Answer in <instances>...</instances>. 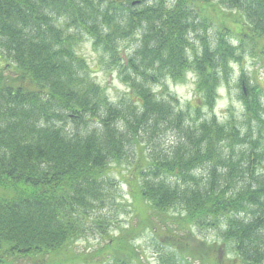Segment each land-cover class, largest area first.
I'll return each instance as SVG.
<instances>
[{
  "label": "trees",
  "instance_id": "16d2710c",
  "mask_svg": "<svg viewBox=\"0 0 264 264\" xmlns=\"http://www.w3.org/2000/svg\"><path fill=\"white\" fill-rule=\"evenodd\" d=\"M83 35L125 97L91 78ZM134 38L124 54L119 41ZM247 53L264 62V0H0V264H146L134 240L147 228L162 264H264L263 85L242 89L243 128L214 114ZM188 72L192 102L153 91ZM155 128L175 131L167 150L141 142ZM115 168L137 220L111 235ZM94 233L100 248L71 252ZM227 245L235 258L222 263Z\"/></svg>",
  "mask_w": 264,
  "mask_h": 264
},
{
  "label": "rangeland",
  "instance_id": "374dc122",
  "mask_svg": "<svg viewBox=\"0 0 264 264\" xmlns=\"http://www.w3.org/2000/svg\"><path fill=\"white\" fill-rule=\"evenodd\" d=\"M210 34H214L212 29L209 30ZM84 36V35H83ZM137 37V35H136ZM135 39L119 41V48L122 49L123 53H131L135 47ZM193 41L196 47L199 46V42L195 36H193ZM77 53L81 55L85 60L88 66L91 69V78L100 85L106 91V94L112 101H117L121 97H125L128 91L127 86L120 80L117 75L116 70L111 69L106 65L107 58L102 57V53L98 52L92 46L91 39L84 36L83 40L79 43L77 48ZM106 61V62H105ZM232 74L228 83L220 85L216 95V102L214 108V114L219 121L223 122L228 119L235 120L238 126L243 128L241 123L243 122L242 116L244 113L243 102L240 98L242 89L246 90L247 87L253 86L254 84L261 83L264 90V62L259 60L257 57H253L248 53L244 55L242 63H231ZM240 70H242L245 82L240 84L239 76ZM166 89L173 94L182 105L192 102L195 98V76L193 73L188 72L186 74L185 80L182 82H174L170 79L162 80L159 83L153 84L152 89L156 92H163L162 89ZM261 101L264 105V91L262 93ZM256 129V125L253 126ZM175 132V131H174ZM170 129H157L155 128L148 135H144L141 139L143 144L150 143L153 148L156 150H167L171 146L172 141L175 138V134ZM263 136L264 144V130L261 132ZM256 135V133H255ZM254 135V136H255ZM255 138V137H254ZM253 138V139H254ZM248 149L247 143H238L239 149ZM261 153H264V148L259 146L257 148ZM264 161V160H263ZM264 165V162H263ZM118 168H115L111 172V176L118 181L116 187H114L115 192H117V205H112L109 208V211L106 214H110L113 217L112 225L108 227L111 235H116L119 232V229L126 228L130 223H135L137 218L135 217L136 203L132 200L131 195L128 193V188L124 185L123 181L118 177ZM122 173L127 171L126 164H123L120 168ZM258 172L264 174V166L258 168ZM200 174V173H199ZM121 205V206H119ZM116 210V211H115ZM118 221V222H117ZM144 230V231H143ZM140 232H143L135 240L134 244L139 247L142 253L143 260L146 264H162V259H164L163 254L160 250L163 248L161 246L157 247L153 241V236L150 229H143ZM194 235L200 240H205L207 243H213L214 241L221 244V239L218 237L217 232L212 229L201 230L199 228H193ZM104 244V241L99 238L98 233L89 235L88 238L79 240L72 247V253H92L95 252ZM235 254L230 245H227L226 249H223L220 252V259L222 263H227L228 260H234ZM64 259L62 254L52 255L51 263H58ZM100 260V257L93 256L88 259V263L79 262L78 264H97V261ZM22 263H29V261L23 260Z\"/></svg>",
  "mask_w": 264,
  "mask_h": 264
}]
</instances>
